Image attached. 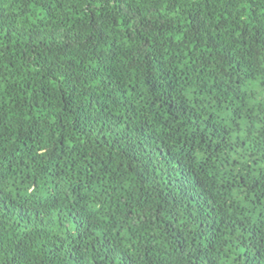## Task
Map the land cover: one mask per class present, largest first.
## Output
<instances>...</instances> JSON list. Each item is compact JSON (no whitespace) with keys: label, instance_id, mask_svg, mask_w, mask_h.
<instances>
[{"label":"clouds","instance_id":"clouds-1","mask_svg":"<svg viewBox=\"0 0 264 264\" xmlns=\"http://www.w3.org/2000/svg\"><path fill=\"white\" fill-rule=\"evenodd\" d=\"M0 264H264V0H0Z\"/></svg>","mask_w":264,"mask_h":264}]
</instances>
